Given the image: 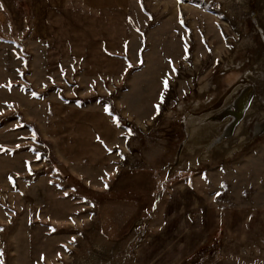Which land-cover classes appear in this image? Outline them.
<instances>
[{
  "label": "rangeland",
  "instance_id": "rangeland-1",
  "mask_svg": "<svg viewBox=\"0 0 264 264\" xmlns=\"http://www.w3.org/2000/svg\"><path fill=\"white\" fill-rule=\"evenodd\" d=\"M257 119L264 0H0V264H264Z\"/></svg>",
  "mask_w": 264,
  "mask_h": 264
},
{
  "label": "bare ground",
  "instance_id": "bare-ground-1",
  "mask_svg": "<svg viewBox=\"0 0 264 264\" xmlns=\"http://www.w3.org/2000/svg\"><path fill=\"white\" fill-rule=\"evenodd\" d=\"M256 72L254 70H252L251 72L247 73V75H245L244 77L238 78L236 81V84L234 85L233 88H231L227 93L226 96L227 99H224V106L221 108L220 112L221 115H219V123L216 125H213V127L215 129L221 128V132L217 135H215V138L213 137V139H211L208 142V146L205 145V149L207 151H209L208 149L210 148L209 145L211 142H213L214 140L216 142L219 143L220 140H222V144L225 143L226 145L229 143H233V141H235L237 139V137L234 135L232 138L230 137V135L227 136L228 132H230L229 130L232 129V127H234L236 125L237 122H239V120H241L243 118V114L244 111L247 109L249 102L251 101V98L255 95L256 93V88L257 86H255L253 83L248 82L249 79L251 78L250 75H255ZM259 76V75H258ZM260 77V76H259ZM261 85V84H260ZM201 101L196 102L194 105L195 107H199L198 105H200ZM193 104V103H192ZM234 104V105H233ZM193 105V106H194ZM229 108H231V110H228ZM211 111V108H209ZM196 110V109H195ZM193 110L190 109V114L189 115H194V113L192 112ZM223 111V112H222ZM209 112V111H208ZM203 113V112H202ZM218 113V112H217ZM198 114V113H197ZM201 115V113H200ZM228 115V117H226ZM187 117V116H186ZM192 117V116H191ZM195 117V116H194ZM193 117V118H194ZM189 118V117H188ZM207 118V117H206ZM210 118V117H209ZM226 118V119H224ZM247 118V117H246ZM201 119V118H200ZM205 119V118H204ZM224 119V120H223ZM254 119V118H253ZM206 120V119H205ZM223 120V121H222ZM187 121V120H186ZM201 121V120H200ZM202 121L204 122V120L202 119ZM201 121V122H202ZM217 121V120H216ZM246 121V120H245ZM188 122V121H187ZM202 122V123H203ZM188 123H185V128H186V135L189 137V127L187 125ZM201 124V123H200ZM245 124V123H244ZM212 125V124H211ZM193 126V125H192ZM200 126V125H199ZM213 129V128H212ZM251 133L252 135H257L260 134L263 130H264V120L260 119V120H253L251 123ZM226 130V131H225ZM225 131V133H224ZM206 133H208V131H206ZM218 133V130H217ZM224 135H221L223 134ZM224 138V139H223ZM198 143V142H197ZM196 143V145H198ZM206 143V142H205ZM214 143V142H213ZM199 146V145H198ZM213 146V144H212ZM193 147V146H192ZM204 149V150H205ZM205 150V151H206ZM206 151V152H207ZM206 154H203V157H206Z\"/></svg>",
  "mask_w": 264,
  "mask_h": 264
},
{
  "label": "snow or ice",
  "instance_id": "snow-or-ice-1",
  "mask_svg": "<svg viewBox=\"0 0 264 264\" xmlns=\"http://www.w3.org/2000/svg\"><path fill=\"white\" fill-rule=\"evenodd\" d=\"M35 95V94H34Z\"/></svg>",
  "mask_w": 264,
  "mask_h": 264
}]
</instances>
